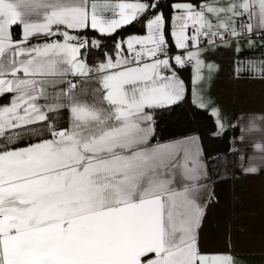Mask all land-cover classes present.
Returning <instances> with one entry per match:
<instances>
[{
	"label": "snow or ice",
	"instance_id": "6c2138e0",
	"mask_svg": "<svg viewBox=\"0 0 264 264\" xmlns=\"http://www.w3.org/2000/svg\"><path fill=\"white\" fill-rule=\"evenodd\" d=\"M159 9L160 0H0V98L9 97L0 104V264H237L231 251L199 249L214 199L199 138L154 142V111L185 99L173 61L192 65L193 102L208 107L198 85L216 69L203 53L217 38L237 52L241 39L264 41V0H180L170 31ZM133 22L147 34L116 41L114 57L81 35ZM168 35L182 54L169 55ZM249 63L264 79V61ZM210 115L222 136L219 109ZM257 120L264 115L250 116L248 130L264 132ZM252 159L240 157L245 174L260 171Z\"/></svg>",
	"mask_w": 264,
	"mask_h": 264
},
{
	"label": "crops",
	"instance_id": "0c3cea01",
	"mask_svg": "<svg viewBox=\"0 0 264 264\" xmlns=\"http://www.w3.org/2000/svg\"><path fill=\"white\" fill-rule=\"evenodd\" d=\"M113 3H134L136 0H112ZM197 0L195 4H200ZM171 4L168 9L169 31L171 27ZM105 15H110L106 13ZM132 28L131 35H146V29L141 23L133 22L117 29L111 36H101L89 28L87 31L92 35L87 37L99 40L101 46L111 47L110 54L115 56V42L121 38L117 35L123 28ZM19 32V29H18ZM85 36L84 34H81ZM98 37H112L111 40ZM17 38H19L17 36ZM170 45L169 55L182 54L183 50L176 49L171 35H168ZM41 43L44 37L36 38ZM255 46L249 47L247 39L240 40V51L236 50V42L230 40V46H223L217 41V47L208 48L202 58L206 64L215 65V71L209 73L207 68L203 70L204 79L198 85L200 95L208 104L206 111L210 115L212 108H218L221 118L226 127L224 133L230 134V147L228 152L213 154L204 159L208 165V173L211 177L210 190L214 199L208 204L205 216L199 229V249L204 254H218L231 251L237 264H264V152L256 150L254 145L257 142L264 144V132L249 131L248 122L252 115H264V79L259 78V73L253 71L250 61H264V41L254 37ZM201 47H208L204 41ZM126 52V46H125ZM173 68L177 71L174 61ZM190 72L189 97L195 106L192 92L193 68L188 64ZM243 69L237 73V68ZM261 65L257 63V68ZM184 81V80H183ZM5 99V100H4ZM9 97L0 98V104H8ZM199 108V107H197ZM201 109V108H199ZM50 118L55 119L58 127L66 126V119L63 116L50 113ZM214 122V131H217L215 118L210 115ZM258 126L264 127V122L257 120ZM190 134L170 140L158 141L156 136L154 142H171L189 136ZM214 136V135H213ZM217 137V136H216ZM35 137L32 142H35ZM200 141V139H199ZM27 140L20 141V146L27 143ZM201 143V142H200ZM203 150V149H202ZM204 153V152H203ZM252 157L251 163L256 165L260 171L258 174H245L241 168V156ZM247 160L244 162L247 166ZM207 199V197H205Z\"/></svg>",
	"mask_w": 264,
	"mask_h": 264
},
{
	"label": "trees",
	"instance_id": "16d2710c",
	"mask_svg": "<svg viewBox=\"0 0 264 264\" xmlns=\"http://www.w3.org/2000/svg\"><path fill=\"white\" fill-rule=\"evenodd\" d=\"M174 2H180V0H160L159 11H162L167 17L169 6ZM191 2L195 4L197 0H191ZM134 31L135 30L129 27L123 28L117 37L123 38L127 34H130ZM82 34L87 37L92 35V33L89 31H86ZM14 35H16V37L18 36V29H14ZM98 38L107 40L112 39V37ZM100 49H103L104 52H111V47L107 45H102ZM99 58L100 57L96 50H93L91 55L88 56V63L90 65L94 64ZM177 71L183 78L186 85L185 99L178 105L163 109H156L154 111L156 139L158 141H165L190 134H197L206 157L213 154L228 152L230 147V134L224 133L222 136H213L212 132L214 131V122L212 117L206 111L195 107L190 101L189 66H185L183 68L178 67Z\"/></svg>",
	"mask_w": 264,
	"mask_h": 264
},
{
	"label": "built area",
	"instance_id": "2783aa9c",
	"mask_svg": "<svg viewBox=\"0 0 264 264\" xmlns=\"http://www.w3.org/2000/svg\"><path fill=\"white\" fill-rule=\"evenodd\" d=\"M230 39V38H229ZM217 41H219V38H217ZM100 52H104V50L103 49H100L99 50Z\"/></svg>",
	"mask_w": 264,
	"mask_h": 264
}]
</instances>
